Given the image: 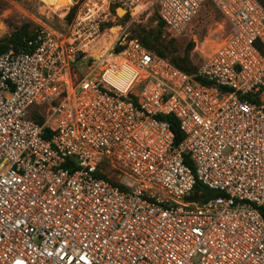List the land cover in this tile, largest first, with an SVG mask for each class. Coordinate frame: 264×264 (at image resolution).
Masks as SVG:
<instances>
[{
    "label": "built area",
    "instance_id": "obj_1",
    "mask_svg": "<svg viewBox=\"0 0 264 264\" xmlns=\"http://www.w3.org/2000/svg\"><path fill=\"white\" fill-rule=\"evenodd\" d=\"M207 3L226 26L196 76L127 36L90 53L91 8L0 55V264H264V6L158 17L177 38Z\"/></svg>",
    "mask_w": 264,
    "mask_h": 264
},
{
    "label": "rangeland",
    "instance_id": "obj_2",
    "mask_svg": "<svg viewBox=\"0 0 264 264\" xmlns=\"http://www.w3.org/2000/svg\"><path fill=\"white\" fill-rule=\"evenodd\" d=\"M158 2L159 0H0V40L9 38L17 28L26 23H32L39 31L67 34L79 12L85 14L91 8L94 9L93 12H99L100 20L105 22L101 23L99 42L90 51L97 55L107 50L120 35L140 40L137 35L142 30H156L160 22ZM73 8H76V13L72 21H69L67 18ZM119 8L126 10V13L118 14ZM225 26L221 14L212 7H206L183 35L174 38L164 29L163 39L165 42L175 39L180 55L187 53L189 44L192 43L189 55L195 64L200 65L205 53H210L222 43V29Z\"/></svg>",
    "mask_w": 264,
    "mask_h": 264
},
{
    "label": "trees",
    "instance_id": "obj_3",
    "mask_svg": "<svg viewBox=\"0 0 264 264\" xmlns=\"http://www.w3.org/2000/svg\"><path fill=\"white\" fill-rule=\"evenodd\" d=\"M258 1L264 6V0H258ZM206 7L214 8V6L210 3H207L204 8ZM75 13H76V8H73L67 19L69 21H72V19L75 16ZM164 29H165L164 25L160 21L159 26L156 30L151 32H146L145 30H142L141 33L137 35V37L140 39L139 41L144 46H146L151 51L155 52L160 57L169 59L170 62L178 69L190 75L196 76L204 60L200 58L201 59L200 65H197L193 62L192 58L189 55V50L193 47L192 43L189 44L187 53H185L184 55H180L175 39H172L169 42L164 41L163 39ZM38 37H39L38 28L35 27L32 23H26L21 27L17 28L16 31L13 32L9 38L0 40V55L9 52L12 49L15 51H26V52L33 51L35 49V46H29V42L37 41ZM196 78L202 84L210 85V82L203 80L198 76ZM162 119L169 122L171 126V130L175 134V144L179 145L185 137L180 129L179 121L173 116H169ZM37 121L41 122V120H37ZM220 195L221 193L219 191L211 190L203 186L201 183H197L195 195L191 199L193 201L204 202L211 198L218 197Z\"/></svg>",
    "mask_w": 264,
    "mask_h": 264
},
{
    "label": "water",
    "instance_id": "obj_4",
    "mask_svg": "<svg viewBox=\"0 0 264 264\" xmlns=\"http://www.w3.org/2000/svg\"><path fill=\"white\" fill-rule=\"evenodd\" d=\"M119 10H120V11H123V12L126 13V10H124V9H122V8H119V9H118V14H119Z\"/></svg>",
    "mask_w": 264,
    "mask_h": 264
},
{
    "label": "bare ground",
    "instance_id": "obj_5",
    "mask_svg": "<svg viewBox=\"0 0 264 264\" xmlns=\"http://www.w3.org/2000/svg\"><path fill=\"white\" fill-rule=\"evenodd\" d=\"M123 13H124L123 11H120V12H119V14H123ZM120 36H121V35H120ZM120 36H119V37H120Z\"/></svg>",
    "mask_w": 264,
    "mask_h": 264
}]
</instances>
